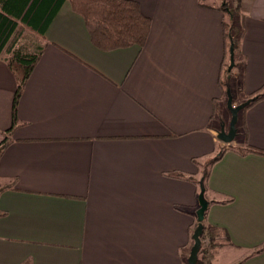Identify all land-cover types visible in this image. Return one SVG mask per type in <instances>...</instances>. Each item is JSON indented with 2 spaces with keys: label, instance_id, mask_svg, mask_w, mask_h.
<instances>
[{
  "label": "crops",
  "instance_id": "obj_1",
  "mask_svg": "<svg viewBox=\"0 0 264 264\" xmlns=\"http://www.w3.org/2000/svg\"><path fill=\"white\" fill-rule=\"evenodd\" d=\"M135 1L151 21L142 46L97 48L67 0H42L36 30L21 35L43 52L0 155V264H186L193 180L225 144L216 138L227 114L224 0ZM241 8L229 79L237 103L264 86V0ZM15 88L0 59V142ZM243 121L264 151V98ZM206 188L208 199H231L209 205L207 224L233 247L264 244V155L227 150ZM241 264H264V249Z\"/></svg>",
  "mask_w": 264,
  "mask_h": 264
},
{
  "label": "trees",
  "instance_id": "obj_2",
  "mask_svg": "<svg viewBox=\"0 0 264 264\" xmlns=\"http://www.w3.org/2000/svg\"><path fill=\"white\" fill-rule=\"evenodd\" d=\"M56 6H59L65 0H55ZM74 12L82 16L85 26L88 30L90 40L94 46L101 50H112L130 45L142 46L148 36L150 29V19L143 15L140 5L135 0H67ZM42 0H0V59L3 60L13 73L16 80V88L12 100L11 108V125L3 133L0 142V155L4 148L10 142L9 136L14 128L19 124L17 119V106L19 98L23 92L25 83L29 78L32 70L39 61L43 47L32 40L22 42L21 35L25 30L34 32L36 30L35 22H37L36 11ZM55 5V4H54ZM220 9L223 12L222 27L225 37V62L220 79V86L223 91V98L226 99V80L228 75L232 76L233 68L238 65L236 55L240 44V39L244 33L243 18L244 13L241 8V0H235L233 4L222 3ZM42 37L43 28L39 30ZM234 45V66L228 71L229 46ZM255 97V99L243 110H247L257 101L264 98V86L247 96V98ZM246 99V98H245ZM237 137L242 139L240 145L223 144L219 145L217 152L209 160L202 163L207 166V176L205 178V197L207 198L208 189L206 188V180L209 169L216 161H218L227 150H232L240 155L248 153H256L264 155V151L260 150L248 143L247 128L244 121L240 126L236 124ZM198 184V179L193 180ZM10 186V185H9ZM4 186L0 185V191ZM209 205L218 203L225 204L231 201L228 199H208ZM195 210L190 214L195 218ZM197 222L193 225L195 228ZM201 247L198 253L196 264H211L215 259L216 251L224 245L233 244L230 241L227 231L215 225L207 224L203 221V232L200 236ZM192 240V239H191ZM264 249V244L252 250H245L243 256L233 264H241L249 257L260 253ZM189 253V252H188ZM187 255V251H186ZM185 255V263L186 256Z\"/></svg>",
  "mask_w": 264,
  "mask_h": 264
},
{
  "label": "water",
  "instance_id": "obj_3",
  "mask_svg": "<svg viewBox=\"0 0 264 264\" xmlns=\"http://www.w3.org/2000/svg\"><path fill=\"white\" fill-rule=\"evenodd\" d=\"M229 65L228 71L234 66V45L231 42L229 46ZM230 75H228L226 80V105L230 112V120L228 123L227 129H225L224 123H221L219 128L216 130V138L221 142L228 144L234 141L237 135V128L236 124L238 121V114L241 109H245L254 99L256 96L247 98L245 101L238 103L236 105L233 104V96L231 93V86H230ZM208 168L204 166L201 176L198 180L199 185V192L197 196V203L198 207L195 209V219H196V226L193 229L191 234L192 245L189 249V253L186 259V264H196L198 259V253L201 247V239L200 236L203 232V221L205 219V214L209 208V201L205 197V178L207 176Z\"/></svg>",
  "mask_w": 264,
  "mask_h": 264
},
{
  "label": "rangeland",
  "instance_id": "obj_4",
  "mask_svg": "<svg viewBox=\"0 0 264 264\" xmlns=\"http://www.w3.org/2000/svg\"><path fill=\"white\" fill-rule=\"evenodd\" d=\"M234 1L235 0H224V2L230 3V4H233ZM224 2H222V3H224ZM23 38L24 39H22V42H26V41L29 40L27 37H23ZM231 93H235L233 85H232ZM244 97H245V95H244ZM245 100H243V101H245ZM243 101H241V102H243ZM232 102H233L234 105L238 104L237 103L238 100H236V99L232 100ZM241 102H239V103H241ZM225 105H226V103H225ZM226 108H227V105H226V107L224 109L227 112V114L225 116V122L226 123H224L225 129H227L228 123H229V120H230V112H229L228 108L227 109ZM243 110L244 109H241L239 111V114H238V121H237V125L238 126H240L241 123L243 122ZM241 139H242V136L241 137H237V139H234L233 142L228 143V144H235L234 143L235 141L240 142ZM191 245H192V240L189 242V244H188V246L186 248V251H187V255L185 253L186 256H188V252H189V249H190ZM221 250L222 251L219 253V255L217 257V260H216V262L214 264H233V263H235V261H237L239 258H241L243 256V254L245 253L244 252L245 250L243 248H241V247L240 248L233 247L231 245H224V246L221 247ZM186 259H187V257H186Z\"/></svg>",
  "mask_w": 264,
  "mask_h": 264
}]
</instances>
